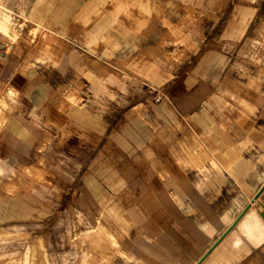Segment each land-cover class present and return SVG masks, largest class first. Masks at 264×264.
<instances>
[{"label": "crops", "instance_id": "0c3cea01", "mask_svg": "<svg viewBox=\"0 0 264 264\" xmlns=\"http://www.w3.org/2000/svg\"><path fill=\"white\" fill-rule=\"evenodd\" d=\"M2 13L0 264H264V0Z\"/></svg>", "mask_w": 264, "mask_h": 264}, {"label": "rangeland", "instance_id": "374dc122", "mask_svg": "<svg viewBox=\"0 0 264 264\" xmlns=\"http://www.w3.org/2000/svg\"><path fill=\"white\" fill-rule=\"evenodd\" d=\"M4 24V25H3ZM6 25V26H5ZM18 31L14 30L9 24V18L5 14L0 15V43L8 45V54L18 53L20 50L21 35L17 33ZM37 34V29H32L30 31V36H35ZM0 47H2L0 45ZM3 49V48H1ZM0 80H3V74L0 73ZM238 247L234 243V237L232 236L229 239H226L216 250L215 256L224 255L230 250H234Z\"/></svg>", "mask_w": 264, "mask_h": 264}, {"label": "water", "instance_id": "95a60500", "mask_svg": "<svg viewBox=\"0 0 264 264\" xmlns=\"http://www.w3.org/2000/svg\"><path fill=\"white\" fill-rule=\"evenodd\" d=\"M255 199V198H253ZM248 207L246 206L242 212L235 218V220L232 222L228 228L213 242V244L206 250V252L201 256V258L195 263V264H200L210 253L211 251L220 243V241L229 233V231L232 229L234 224L237 222V220L241 217V215L245 212V210Z\"/></svg>", "mask_w": 264, "mask_h": 264}, {"label": "built area", "instance_id": "2783aa9c", "mask_svg": "<svg viewBox=\"0 0 264 264\" xmlns=\"http://www.w3.org/2000/svg\"><path fill=\"white\" fill-rule=\"evenodd\" d=\"M160 99H161L160 96H155L154 97V102H158Z\"/></svg>", "mask_w": 264, "mask_h": 264}]
</instances>
